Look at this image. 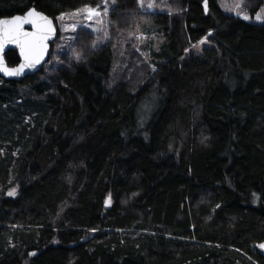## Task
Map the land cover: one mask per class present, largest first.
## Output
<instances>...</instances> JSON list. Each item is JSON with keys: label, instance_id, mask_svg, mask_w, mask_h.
I'll use <instances>...</instances> for the list:
<instances>
[{"label": "trees", "instance_id": "obj_1", "mask_svg": "<svg viewBox=\"0 0 264 264\" xmlns=\"http://www.w3.org/2000/svg\"><path fill=\"white\" fill-rule=\"evenodd\" d=\"M102 1L0 0V17L34 6L56 24ZM113 1L114 31L164 36L153 61L130 46L113 73L112 42L81 28L79 58L0 76V264H264V22L219 0Z\"/></svg>", "mask_w": 264, "mask_h": 264}, {"label": "rangeland", "instance_id": "obj_2", "mask_svg": "<svg viewBox=\"0 0 264 264\" xmlns=\"http://www.w3.org/2000/svg\"><path fill=\"white\" fill-rule=\"evenodd\" d=\"M253 1L254 0H219V3L222 9L226 12L237 15V12L240 11L244 14H247L250 19L252 18L253 21L262 23L264 21H257L255 19V16L257 13H260V15L264 17V0H262V4L257 12L251 17L248 13L247 6H250ZM139 2L141 11H172L170 8H168V5L171 4L173 0H142V2L141 0H139ZM149 4H152L153 6L148 7ZM237 5H239V7H237ZM98 6L91 8L98 9L101 13L99 16L89 17L85 11H82L83 9H85V7L59 15L56 18L58 35L55 39V42H53V44L51 43L52 47L50 52L54 51L55 53H59L62 51H68L76 58L79 57V54L74 50L76 38L75 36L76 34H78L77 32L79 31V29L83 28L89 30L94 35V42L96 43V45L102 44L106 41L112 42V47L115 53L113 73L117 72L119 68H121V58L126 57V59H128V57H130L128 56L130 54V46H134L138 53L144 55L146 60L153 61L151 52L153 49L158 50L160 48L164 41V36L161 33L153 30L148 22H145L144 20L134 22L128 32L116 30L114 31L112 23L108 21V14L114 6V1L107 0V3L105 4V0H103L102 3ZM105 8L107 9V11H105ZM172 12L177 11L173 10ZM61 16L63 17L62 19H60ZM239 16L242 17V15ZM201 40H204V43H200ZM201 40H199L194 45V50L199 51L202 47L209 44L207 39L203 38ZM49 60L50 54L49 59L46 61V63L49 62ZM53 61V64L57 63L56 60L53 59ZM127 64H124L125 66L123 67H126ZM52 66L53 65H51L50 63L46 64L44 68L45 73H48ZM154 103V97H147L143 105V114H145L147 108L152 107ZM13 187L11 191L15 190V195H17V190Z\"/></svg>", "mask_w": 264, "mask_h": 264}, {"label": "snow or ice", "instance_id": "obj_3", "mask_svg": "<svg viewBox=\"0 0 264 264\" xmlns=\"http://www.w3.org/2000/svg\"><path fill=\"white\" fill-rule=\"evenodd\" d=\"M106 3L107 0H105ZM152 6V4L148 5V7ZM205 9L207 10V0H205ZM82 11H85L89 17L101 14L98 9L91 7H85ZM105 11H107L106 8ZM237 15H242V18L245 20L250 19L247 14L240 11L237 12ZM62 18L61 16L60 19ZM255 19L257 21H264V17L260 13L256 14ZM25 24H31L34 30L31 32L25 31ZM54 32L52 20L43 13L36 11L35 8L28 10L24 16L17 15L11 19L0 20V52L3 51L5 45L15 44L19 46L20 54L24 58V63L20 64L18 68H8L3 57L0 56V71L9 76H16L20 75L25 68H34L44 58L48 50L47 40ZM200 43H204V40H201ZM8 195H15V190L10 191ZM259 247L264 248V244L259 245Z\"/></svg>", "mask_w": 264, "mask_h": 264}, {"label": "water", "instance_id": "obj_4", "mask_svg": "<svg viewBox=\"0 0 264 264\" xmlns=\"http://www.w3.org/2000/svg\"><path fill=\"white\" fill-rule=\"evenodd\" d=\"M204 6H205V0L203 2ZM32 8H35L34 6H31L29 7L27 10H25L23 13H17V14H14V15H11V16H4V17H0V20H3V19H11L12 17L14 16H24L28 10L32 9ZM36 11L38 12H41L43 13L45 16H47L49 19L52 20V24H53V27L55 29V32L49 37V39L47 40V44H48V50L44 56V58L41 60V62L39 64H37L34 68H25L24 71L20 74V75H16V76H9V75H6L3 71H0V76L5 78V79H8V80H17V81H20L22 79H24L26 76L28 75H32V74H35L37 72H39L44 63H46V61L49 59V54H50V50H51V43L54 41V39H56L57 35H58V28H57V25L55 24V20L54 18H52L51 16L47 15L46 13L38 10L37 8H35ZM205 12H207V10L205 9ZM24 30L25 31H33V26L31 24H25L24 25ZM8 50H14L17 52L18 56H19V61L17 64L15 65H9L5 59V53L8 51ZM0 56L3 57V60L6 64V66L8 68H18L20 66V64L24 63V58L23 56H21L20 54V48L19 46L15 45V44H7L5 45L4 49L2 52H0ZM261 244H264V241L262 242H259L257 245H256V250L264 256V248H260L259 245Z\"/></svg>", "mask_w": 264, "mask_h": 264}]
</instances>
